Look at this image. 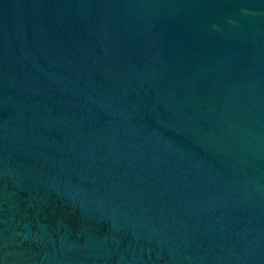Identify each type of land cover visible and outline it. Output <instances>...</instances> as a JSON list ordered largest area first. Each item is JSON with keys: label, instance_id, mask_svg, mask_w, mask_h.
<instances>
[{"label": "water", "instance_id": "1", "mask_svg": "<svg viewBox=\"0 0 264 264\" xmlns=\"http://www.w3.org/2000/svg\"><path fill=\"white\" fill-rule=\"evenodd\" d=\"M0 264H264V0H0Z\"/></svg>", "mask_w": 264, "mask_h": 264}]
</instances>
